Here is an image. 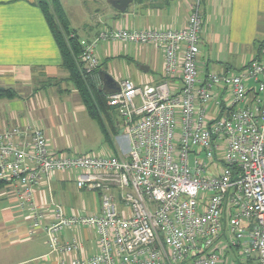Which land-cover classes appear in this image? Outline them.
Returning <instances> with one entry per match:
<instances>
[{
	"label": "built area",
	"instance_id": "obj_1",
	"mask_svg": "<svg viewBox=\"0 0 264 264\" xmlns=\"http://www.w3.org/2000/svg\"><path fill=\"white\" fill-rule=\"evenodd\" d=\"M199 1L184 28L104 30L82 47L90 75L101 42L164 53L166 80H122L107 95L129 141L124 155L57 154L37 127L0 129V181L31 212L29 235L45 232L56 264H264V62L201 76ZM56 173L96 193L99 212L68 214L53 198L39 207L35 193ZM82 229L95 233L93 255L74 234Z\"/></svg>",
	"mask_w": 264,
	"mask_h": 264
},
{
	"label": "crops",
	"instance_id": "obj_2",
	"mask_svg": "<svg viewBox=\"0 0 264 264\" xmlns=\"http://www.w3.org/2000/svg\"><path fill=\"white\" fill-rule=\"evenodd\" d=\"M41 1L0 0V88L14 92L13 98H0V129L37 127L45 133L51 149L60 154L66 148H61L57 140L37 123H61L57 118L62 116L66 118L65 123H73L71 113H84L93 119L70 80L69 70L63 64L61 51L40 6ZM57 1L67 16L71 37L77 38L81 47L94 41L104 30L184 28L197 2L133 0L125 12H120L112 7L109 0ZM199 7L204 26L198 63L201 76L210 72H239L253 60L264 62V0H200ZM95 54L102 68L116 57H124L129 65L135 64L137 86L166 80L164 53L153 45L101 42ZM103 58L105 63L101 60ZM128 63L124 64L129 71ZM99 72L97 78L102 86ZM112 77L122 81L117 73ZM213 112L212 107L211 115ZM118 118L117 123H122ZM119 135L120 132L113 137V148L106 144L117 156L129 150L128 138ZM73 177V173L53 175L51 189L42 187L36 191V204L49 206L52 198L61 204L60 201L67 198L68 186L75 184ZM96 202L83 205V209L73 207L66 212L94 214L100 210L98 195ZM119 206L122 208L120 197ZM31 219V212L19 207L14 187L6 184L0 188V264H56L54 257H48L50 249L45 232L40 230L29 235ZM46 222L51 221L48 219ZM41 234L46 236L44 245L48 249L45 251L37 250L40 242L36 238ZM74 234L83 244L86 255L97 252L96 236L92 231L85 234L76 231ZM64 237L70 240L72 234Z\"/></svg>",
	"mask_w": 264,
	"mask_h": 264
},
{
	"label": "rangeland",
	"instance_id": "obj_3",
	"mask_svg": "<svg viewBox=\"0 0 264 264\" xmlns=\"http://www.w3.org/2000/svg\"><path fill=\"white\" fill-rule=\"evenodd\" d=\"M101 43L99 44V46ZM104 45V43L102 44ZM99 46L97 47L99 49ZM104 62V58L101 59ZM124 63H128V61L125 60L124 57L122 58H113L107 61V64L103 65L102 71L109 73L111 76L115 73L118 74L119 80H125L130 79L135 84H137V81L135 79L134 74L137 73V70L135 68V64L128 63V69L125 67ZM130 72V73H129ZM133 75H132V74ZM116 81L118 82L117 78ZM140 86H144L142 84H139ZM56 113V112H55ZM113 117V114H110ZM36 116V115H35ZM65 118V117H64ZM63 116L60 118H57V122L61 123H37L38 126L49 133L50 136L54 137L59 146L61 148H66L63 153L65 154H81V155H96V156H108L111 153L108 146L106 145V139L103 132V125L102 123H97L87 116V114H70L71 122L73 123H65L66 118L64 119ZM37 119V117H36ZM77 121V123L75 122ZM105 126H108L107 123H104ZM115 124V123H114ZM120 130V135L124 136L126 134V131L124 127L121 126V123H118ZM48 126V127H47ZM117 138V140L119 139ZM191 165H193V160L191 159ZM60 201V200H59ZM97 195L96 193L92 192H85L82 190H79L76 186V184L71 183V185L68 186L67 190V198L61 202V205L64 207L65 210H70V208L75 207L76 209H83V205L89 206L90 203H97ZM76 231H82V234H85L89 231H85V229L82 230H76ZM75 231V232H76ZM92 231V230H91ZM74 232V233H75ZM93 236H95L94 231ZM73 234L71 232H66L64 236H70V234ZM37 234V233H36ZM45 235L41 234L36 239L40 242L37 245V250H47L48 248L44 245L45 241ZM48 242V239H47ZM48 245V243H47ZM233 254H230L229 258L232 260ZM38 263V262H37Z\"/></svg>",
	"mask_w": 264,
	"mask_h": 264
},
{
	"label": "trees",
	"instance_id": "obj_4",
	"mask_svg": "<svg viewBox=\"0 0 264 264\" xmlns=\"http://www.w3.org/2000/svg\"><path fill=\"white\" fill-rule=\"evenodd\" d=\"M40 6L44 11L47 22L61 51L63 64L69 70L70 80L79 92L89 116L97 123H102L106 142L113 148V137L117 136L120 130L119 125H117L118 115L108 105L107 95L104 93L97 78L102 65H100L94 75L86 73L80 61L82 47L77 38L71 37L69 22L60 3L57 0L51 2L42 0ZM13 97V91L0 88V98ZM111 113L113 117L110 115ZM104 123H107L108 126H105ZM5 185V183L0 181V188Z\"/></svg>",
	"mask_w": 264,
	"mask_h": 264
},
{
	"label": "water",
	"instance_id": "obj_5",
	"mask_svg": "<svg viewBox=\"0 0 264 264\" xmlns=\"http://www.w3.org/2000/svg\"><path fill=\"white\" fill-rule=\"evenodd\" d=\"M132 2L133 0H109L112 7L120 12H125L127 7ZM99 79L102 83V89L106 95H114L120 92L119 83L109 73L100 71Z\"/></svg>",
	"mask_w": 264,
	"mask_h": 264
}]
</instances>
